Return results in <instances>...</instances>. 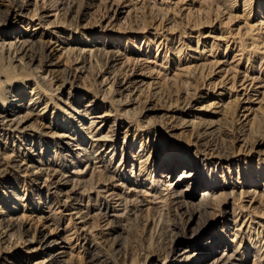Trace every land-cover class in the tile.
I'll return each instance as SVG.
<instances>
[{
  "label": "rangeland",
  "instance_id": "obj_1",
  "mask_svg": "<svg viewBox=\"0 0 264 264\" xmlns=\"http://www.w3.org/2000/svg\"><path fill=\"white\" fill-rule=\"evenodd\" d=\"M25 1H28L29 5L20 10L21 4ZM52 1L0 0V17H3L0 18L1 20H4L9 12L17 16L9 26L0 27V40L3 39L8 45L14 42V38L18 35H21L18 36L21 40L35 35V40L40 41L39 45L47 44L50 47L53 62L57 63L52 72L46 70L35 74V72L17 71L12 68L14 65L9 59H0V109L9 112L20 110L19 116L27 115L28 108L35 109L25 125V134L7 135L0 129V155L4 153L3 157L13 156L18 164L22 163L31 170L21 173L12 169L11 173L6 175L7 178H0V210L7 213L11 219L24 222L28 230L25 236H21L22 238L12 236L0 240V264H50L49 255L44 251L45 248H42L43 239L40 234L50 233L55 228H59V231L54 230L51 241L62 243L60 246L65 248L66 253L59 264H86L81 253L83 242L78 241L79 238L75 234L74 222H80L75 217L72 218V213L76 211L60 208V205H57V197L48 193V188L39 191L33 176L34 172L43 168L39 162L40 153L45 154V157H42L44 160L49 159V155L55 156L56 152L69 154L70 151L66 146L68 143L72 144L74 150L77 147L84 149V152L81 150L79 152L86 156L85 162L89 158L93 160L89 166L96 165L94 167L99 168L102 165L98 163L100 159L111 163L110 170L116 171L123 162L128 161L119 174L123 175L124 180L131 179L132 183L135 182L136 176L131 177V175L138 172L133 169V164L137 167L136 165L142 162V166L146 164V167L153 170L157 164L167 163L179 153H185L184 156H189L191 162L200 159V156L205 157L210 164L216 165L210 166V170L218 172V185H223V190H229V186L232 185L234 198L226 207L220 208V212L218 210L214 213L216 215L212 218L215 223L207 230L208 234L198 240V245H203L215 233L219 234L224 245L229 243L227 240H231L232 237L223 227L224 224H230L232 211L235 208L240 214L238 222L245 223L241 228L245 229L246 239L249 238L264 252V234H262L264 233V89L259 95L250 92L251 100L247 102L244 100L245 97L238 98L234 93L224 98L218 96L216 84L222 85L223 75L220 77L213 74L204 77L205 75L201 74L202 76L198 75L195 79H190L187 87L171 89L170 84L163 81V76L144 72L142 76L144 83L114 95L109 94L111 83L105 82L104 77L96 76L101 75L103 70L108 72L106 78L111 77V73L116 79L131 74L125 70L126 65L123 62H118L119 64L113 67L106 59L101 63L96 61L89 63L84 69L77 70L82 66L74 65L69 59L76 60L82 54L89 55L91 48L99 43L105 50L111 51L116 48L126 58L136 59L138 58L136 49H139L144 41H148L154 58L159 50L158 55L164 51V47L182 48L180 55L184 59L181 64L176 56L173 58L174 54L170 56L173 64L179 65L182 70V77L188 78L192 74L189 72L195 69L196 65L191 57L197 59L199 55L205 56L206 52L203 53L202 45L211 37L218 39V44L222 46L228 39L231 42H238L239 45L242 44L246 54L253 49L250 45L256 41L257 44L250 54L253 52L254 57L257 54V57L261 58L264 57V0H230L234 5L230 11V18L233 19L231 23H227L229 14L227 18L217 16L215 13L209 17H200L199 8L204 6L200 0H196L195 5L191 7H187L181 0H135L128 2L129 9L133 10L131 15L126 18L120 16L118 20L112 22L104 19L105 15L109 14L107 4L112 0L104 3L105 6L93 0H69L66 2V7L72 6L74 11L76 9L80 11L76 18L70 16L69 9L63 12L53 8ZM247 2L252 3L249 9L246 8L250 16L244 11V4ZM40 17L43 19H39ZM198 39H200L199 47ZM158 45L163 46L159 49ZM235 48L231 46L229 50L239 54L238 49ZM221 51L220 48L218 52ZM158 57L160 59V56ZM103 64L108 67H102ZM38 65L39 63H36L32 69ZM246 65L247 62L244 67ZM65 70H70L76 77L78 76L72 86L80 85V89L77 88V91L74 89L73 92L70 90L71 85L63 86L62 78L66 75ZM39 76L46 78V82H41ZM3 82L10 83L12 87H15V83L18 85L20 97L16 103H12V100L16 99L13 97L15 91L13 92L10 86L7 88ZM9 90L12 93H8ZM39 90L42 91V98L41 95L36 96ZM68 92H71L73 97L71 107L65 105L70 102L67 100ZM33 98H38L37 101L40 102L36 107L29 105ZM90 100L98 103V113L105 115L103 121H106L93 126L96 127L93 131V127L90 128V117H81L78 112L82 111L83 105ZM192 101L195 105L194 112L184 113L181 108ZM245 106L252 107V110L247 112ZM251 113L257 114L261 123L253 128L249 135L243 126L246 117ZM251 118L250 116L249 119ZM204 125L212 126L210 132H213L216 139L215 137L213 140L207 139L216 146L200 147L196 144V134ZM107 135H112L114 138H111L112 140L106 138ZM259 142L262 143L258 145ZM110 144L116 148L113 157L109 154L114 149L108 146ZM13 150L14 154H12ZM98 171L97 174L100 175L101 170L97 169ZM102 174L100 177H110L109 173L105 176ZM114 175L116 174L112 176ZM154 175L157 176V173ZM254 178L258 180L253 182ZM38 184H43V180ZM11 191L16 197L22 198V201L15 200ZM215 194L220 196L221 190L217 189ZM47 201L54 203L56 213L54 216L58 220L55 226L45 224L41 218L47 209L38 205ZM135 205H133L137 211L135 215L139 216L141 208L138 207L139 204ZM170 209L171 207L166 209L170 213L166 214L167 217L159 215L156 221L151 219L149 213H145V216L142 215L144 217L142 221L136 219L127 222L126 230L118 228V225L121 227L120 222L108 223L110 220L104 223L102 216L97 215L90 221L91 226L88 227L91 241L104 251L111 250L107 253L110 255L112 253L117 264H142L148 255L150 256L148 264H170L171 256L173 257L174 254L170 255L169 251L162 250L161 241L172 239L171 237L174 238L179 232L181 234L182 223L185 220L179 209L174 211L172 208L169 212ZM106 224H109L110 230L102 233ZM181 243L180 251L185 249V241L182 240ZM117 244L121 246L117 247ZM107 246L111 247L110 250ZM2 253L4 254L1 255ZM246 259H248L247 254ZM251 260L253 258L249 261L252 262Z\"/></svg>",
  "mask_w": 264,
  "mask_h": 264
},
{
  "label": "bare ground",
  "instance_id": "obj_2",
  "mask_svg": "<svg viewBox=\"0 0 264 264\" xmlns=\"http://www.w3.org/2000/svg\"><path fill=\"white\" fill-rule=\"evenodd\" d=\"M68 1L69 0H53L51 5L53 8L60 9L63 12H66V10L69 9L70 11H68L70 13L68 11L67 13H69L70 16L76 18V15L79 14L80 11H78V9L74 11V7L72 8V6H68L69 8L66 7V2ZM93 1L98 2V4H106L108 0ZM132 1L135 0L110 1L109 4H107L109 7L106 5L108 7L109 14L106 13L107 15H105L106 18L104 19L106 21L110 20L112 22L118 20L120 16L126 18L127 16L131 15V11L133 13V10L129 9L130 7L128 6V2ZM181 1L185 3L187 7L194 6V3L196 2V0ZM200 2L204 5L203 7L199 8L200 10L198 11V15H200V17H209L215 13L217 16H226L227 18V15L229 14L227 18L229 21L227 23H231L233 21V19L230 18V11L234 5L230 0H200ZM251 4L248 2L244 4V11L246 13L248 12L246 8L252 6ZM28 5L29 2L25 1L23 4H21L20 10ZM259 8H261V6ZM260 10H262V8ZM249 13L250 12L247 14ZM15 15L16 14L13 12H9L6 17H4V20L0 19V27L5 28L6 26H9L12 23V20L17 18ZM39 19L42 20L43 18L40 17ZM208 34L210 35V33ZM18 36L14 38V42H10L8 45L4 43L3 39L0 40V59H9L14 65L13 67L11 65L10 66L20 72H35V74L42 73L46 70L52 72L55 66H57V63L53 62L54 60L52 58V51L50 50V47L44 43H42L44 45H39L40 41L35 40V35L28 36L27 39L25 38L23 40L20 38L18 39ZM211 39L203 42L202 50L204 52H202H206L205 56L199 55V58L197 59H195L193 56L191 57L194 60L193 63H196L197 66L195 65V69L189 72H192V74L188 78H183V74H181L182 70H180L179 65L176 66L173 64V61H171L172 57L170 54H174L173 58L176 56L179 60V64L182 63L184 59L180 55L182 48L178 49L175 47H164V51L158 55L160 53L159 50L154 58L152 57V50L149 47L150 42L148 43V41H144L141 47L136 49L137 51L135 52L138 56L136 59L126 58V56L116 48H113L111 51L105 50L102 48L103 46L101 43L93 46V49L91 48L89 55L83 56L82 54V56L78 55L79 57H77L76 60H71V58L69 59L74 65L82 66L81 68H77V70L84 69L89 63H94L95 61L96 63H101L106 59L111 63V65H113V67L117 66L116 64H119L118 62H123V64L126 65L125 70H128V72L131 74L126 75L123 78L116 79V77H113V74L111 73V77L106 78L108 72L107 70H105L106 72L103 70L101 75L99 74L96 76L97 78L104 77L105 82L109 81V84L111 83L109 94L113 93L114 95L121 94L124 91H129L137 84L144 83V79H142L144 72L150 74L158 73V75L163 76V81L170 84L171 89L175 87H187L190 84V79H195L201 74L203 76L205 75L204 77H210L213 74L220 77L223 75L221 77L223 79V82H221L222 85L219 86L218 83L216 84L218 87L219 97L224 98V96H230L234 93L238 98H242L240 96L245 97L244 100L248 102V100H251L250 92L259 95L260 91L264 89V57L258 58L257 54H255V57H257L255 58L252 54L253 52L250 54V52L255 48L254 45L257 44L256 41H254V44L250 45V47H253V49L250 48L251 50L249 54H246L245 50H243L244 48L242 49V44L239 45L238 42H231L230 39L227 38L228 41H226L224 43L225 45L222 46L218 44V39H213L212 37ZM135 40H137V37ZM199 43L200 39H198V47ZM162 46L163 45H158V48L161 49ZM231 46L236 47L240 55L236 54L235 51L231 52L229 50L231 49ZM220 48L222 51L218 52L220 51ZM158 56H160V59H158ZM202 62L205 64H202ZM245 62H247V64L250 66L246 65V67H244ZM36 63H39L38 67L32 69V66ZM106 66L107 65L103 64L102 67ZM65 72L66 75L64 74L65 76L62 78V84L63 86H72V84L76 82L75 80L78 76L76 77V75L70 72V70H65ZM170 75L171 78L168 79ZM39 79L41 82H46V78H43L42 76H39ZM3 83L7 86V88L10 86L11 89H13V92L15 91V95L13 97L16 99L12 100V103H16L19 100L18 97H20V89L18 85L15 83V87H12V85L8 82ZM77 88L80 89V85L72 86L70 90L74 92L75 90H78ZM8 93H12V91ZM67 94V100L70 102L69 104H67L68 102L65 103V105L71 107V101L73 97H71V92H68ZM39 95H41L42 98L41 90H39L36 94L37 97ZM37 99L38 98H33L29 105H34L32 107H36L40 103L37 101ZM6 100L7 98L5 101ZM82 102L83 101H81V104ZM97 104L98 103H96L95 100H90L86 105H83L82 111H78L79 116H85L87 118L90 117V128L95 125L98 126L100 123L103 124L106 122L103 121L105 119V115L98 113ZM11 106V108H13V105ZM194 107L195 105L192 101L181 109L184 113H191L192 111L194 112ZM244 108L247 112L252 110V107L247 108V106H245ZM27 110H29L27 111L28 113L26 112L27 115L19 116L21 115L20 110L18 112H16V110H11L9 112L0 109V129L5 131L7 135L10 133L25 134V125L30 120V116L33 115V111H35V109L28 108ZM250 116L252 117L251 119H249ZM250 116L246 117V123L243 126L246 129V133H249V135L252 133L253 128L258 127V125L261 123L257 114L251 113ZM95 128L96 127H93L92 131L95 130ZM62 129L65 130L64 128ZM201 129L202 130L196 134V144H198L200 147L207 145L209 147L216 146L208 141L209 138H212L211 140H213L215 137L213 132H210L212 126L208 125L207 127L204 125ZM106 138L111 139L114 138V136L107 135ZM261 143L262 142H259L258 145ZM66 146L71 153L69 152V154H65L64 152H56L55 156L49 155V159L45 158V160L42 159V157H45V154L42 155V153H40L38 157H40L39 162L43 168L39 169L37 172H34L33 176L39 191H42L44 188H48V193L50 192L55 197H57V205L59 204L60 208H65L71 212L76 211L75 213H72V218L74 219L75 217V219H78L80 222H74V225L76 226L75 234H77L79 238L78 241L83 242L81 246V253H83V260L86 261V264H117V261L113 259L112 253L111 255L108 254L111 252V247L109 248L107 246L110 250L109 252L107 250L104 251L100 249V247L98 248L95 246L94 242L91 241L88 227L91 226L90 221L93 220L97 215L100 217L102 216L104 223L110 220L111 221L108 223H112L114 221L117 223L120 222L119 224H121V227L118 225V228H121V230H126L127 228L125 227L127 222L136 221V219L137 221H142V215L145 213H149L151 219H155L154 221L158 220L156 218L159 215L162 217H167L166 214H170L166 210L168 207H171V209L168 210L169 212L172 211V208L174 211L179 209L181 216L185 219L184 223H182L183 230L181 234H179V230V233L174 238L171 237L172 239H164L161 241V245L159 243L157 244L158 246H162V250L169 251L170 255L174 254L173 257L171 256L172 260L170 264H264V252H262L263 249L257 244L251 242L249 238L248 240L246 239L245 229L241 228L242 225H245V223L242 224L241 222H238L240 214H238V209L235 208H233L232 211L231 220L229 221L230 224H224L223 227L229 236L232 237L231 240H227L229 243L224 245L223 242H221L222 239H220L221 237L219 234L217 235L215 233L212 234L210 236L211 239L203 243V245H198V240L205 234H208L207 230L212 228L214 225L215 221L212 218L214 215H216L214 213H217L220 208L226 207L234 198L232 185L229 186V190H223L224 186L218 185V172L216 170H210L211 167L216 165L210 164L209 160L205 157L200 156V159L195 161L192 160L191 162L189 156H184L185 153H179L170 158L167 163L157 164L153 170H150V168L146 167V164L142 166V162L140 164H137V162V167H135L133 164V169L135 168L138 172L137 174L131 175V177L136 176L135 182L132 183L131 179L124 180L123 175L119 174L121 171H123V166H125L128 161L123 162L122 165L120 164V168H117L116 171L110 170L111 163L100 161V159V162L98 161V163H102V165H100L99 168L94 167L96 165L89 166L90 162L93 163V160L89 158L90 155L88 157V161L85 162L84 158H86V156L79 152L80 150L84 152V149L77 147L74 150L72 149V144L70 143L66 144ZM108 146L114 148L113 151L109 153L112 154L111 157L115 156L116 148L112 144ZM14 153L15 151L13 150L12 154ZM3 155H0V178H7L6 175H9L12 169H16L21 173L31 171L28 169V166H25L22 163V165L18 164L13 156L9 155V157H3ZM106 155L107 154H105V156ZM103 157L101 159H103ZM221 158L228 157L221 156ZM97 169L101 170L100 175L102 173H109L108 175H110V177L105 176V174H102L105 177H100V175H98L99 171L97 172ZM154 173H157V176L154 175ZM113 174L116 175L112 176ZM117 175L119 177H117ZM42 180L43 184H38V182ZM257 180L258 178H254L253 182ZM126 186H128V188ZM217 189L221 190L220 196L215 194ZM11 194L15 197V200L19 202L22 201V198L16 197L13 191H11ZM93 195L96 196V198H94ZM86 200H88V202ZM94 202L95 204H93ZM53 204L54 203L52 201H47L45 204L40 202L38 207L47 209L45 213L43 212L44 216L41 217L44 223L55 226L57 224V218L54 216L56 213ZM135 204H139L138 207L141 208H139L140 211L138 210L140 213L139 216L135 215L137 212L133 206ZM7 205L9 204L7 203ZM224 214H226V211ZM101 222L102 221H100V223ZM108 226L109 224H106L103 227L104 231L102 233H106V231L110 230ZM54 230L58 232L59 228H55ZM54 230L46 234L42 232L40 235L43 240L41 239L42 241H39H41L43 245L42 248H45L44 251L46 254L49 255V263L59 264L60 259L64 257L66 253L64 252L65 248L60 246L62 243L51 241ZM27 232L28 230L25 227L24 222L19 219H11L8 217L7 213H4L2 210H0V240H4L8 237L12 238V236L20 238L21 236H25ZM157 239L159 241V238ZM182 240L185 241V249L180 251L179 246H181ZM120 246V244H117V247ZM3 254L4 253L1 255ZM246 254L248 255V259H246ZM250 258H253V260H251L252 262L249 261ZM148 259H150L149 255L145 258V261L142 262V264H148Z\"/></svg>",
  "mask_w": 264,
  "mask_h": 264
}]
</instances>
